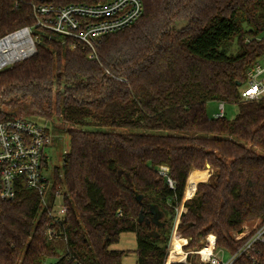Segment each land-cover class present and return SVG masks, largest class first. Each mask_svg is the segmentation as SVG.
Returning a JSON list of instances; mask_svg holds the SVG:
<instances>
[{"label": "trees", "instance_id": "16d2710c", "mask_svg": "<svg viewBox=\"0 0 264 264\" xmlns=\"http://www.w3.org/2000/svg\"><path fill=\"white\" fill-rule=\"evenodd\" d=\"M142 2V17L104 37L96 60L44 30L33 57L0 71V121L30 108L70 126L134 131L69 130L63 171L54 172L68 208V244L47 240L39 195L26 190L0 204V264L60 257L56 264H122L126 252L110 247L123 233L136 234L138 264H171L182 206L177 231L189 241L186 251L214 234L219 248L234 253L242 246L234 234L264 223V100L240 94L264 56L257 39L264 0ZM34 24L28 3L0 0V38ZM214 101L237 104L239 114L210 117ZM207 169L214 173L205 182ZM192 171L195 195L184 202ZM150 205L162 211L163 227L151 223ZM188 264L199 263L189 255Z\"/></svg>", "mask_w": 264, "mask_h": 264}, {"label": "built area", "instance_id": "2783aa9c", "mask_svg": "<svg viewBox=\"0 0 264 264\" xmlns=\"http://www.w3.org/2000/svg\"><path fill=\"white\" fill-rule=\"evenodd\" d=\"M16 6L28 3L35 24L24 27L0 38V71L25 61L37 53L40 31L47 30L69 41L71 49L83 48L91 60L98 59L104 37L118 33L135 24L144 13L142 0H13ZM37 31V33L34 32ZM264 41V33L257 38ZM31 42L34 52L29 57L11 61L10 56L22 53ZM9 66V67H8ZM242 101L264 100V56L251 68L247 83L240 92ZM225 116V106H219L215 118ZM53 136L47 127L16 115L0 121V204L17 199L24 191L33 190L39 195L40 211L47 217L45 236L50 242L68 244L66 217L68 208L65 194L55 180L48 177L49 151ZM168 169L163 167L162 172ZM172 185V182L170 181ZM191 197H185L192 199ZM176 223L174 233L178 232ZM255 228L243 227L234 234L242 246L234 253L217 246V236L209 234L195 249L186 252L196 255L199 264H235L247 257L254 262L264 259V223ZM184 245L182 246L183 249ZM171 249V247H170ZM184 250V249H183ZM170 253V250H169ZM61 260L57 258V262ZM52 264L54 260H50ZM81 264V263H74ZM180 264V263H173Z\"/></svg>", "mask_w": 264, "mask_h": 264}, {"label": "rangeland", "instance_id": "374dc122", "mask_svg": "<svg viewBox=\"0 0 264 264\" xmlns=\"http://www.w3.org/2000/svg\"><path fill=\"white\" fill-rule=\"evenodd\" d=\"M34 32L37 33V31H35V30H34ZM236 44H237L236 41H234L230 45V49H229L230 53L235 54L238 51V47H237ZM221 104L222 103L217 102V101L208 103L207 109H208V113H209L210 117H215V115L217 113H219V106ZM224 106H225V117L228 120L235 119L236 116L239 114L238 105L234 104V103H224ZM17 114H18L19 117H22V118H24L26 120L35 122V123H37V124H39L41 126L47 127L49 129V131L51 132V134L53 136V143H52V147H51V149L49 151L50 159H51V161L49 163V171H48V174H47L49 178H53L55 170L58 169L60 171V173H62V171H63L65 154L67 152H69V149H70V138H69V134H68L69 130H71V129L80 130V129H84L85 128V129H88V130L117 132V133L134 132V131L128 130V129L105 128V127H99V126H90V127L70 126V125H67L63 121V119H60L55 114L53 115L52 119L48 120V119H45V118L37 115L30 108L26 109V111H19ZM208 172H209L208 173V177L205 180V182L212 181L211 175L214 172L211 169H209ZM191 175H193V174L191 173ZM190 181H191V183H190ZM188 185H189V190H190L189 197H191L193 195V193H194L193 189L197 185V180L195 179V176H192V180H191V178L188 179L185 194H186V192L188 190ZM185 199L186 198L184 197V200ZM181 208L179 209L178 216H181V214H180ZM177 220H178V218H177ZM248 225H249L250 228H252V226H254V225L255 226L253 228L258 226L255 223H250ZM174 229H175V227H174ZM173 234H175L174 230H173V233H172L171 240L175 238V237H173ZM176 234H177L178 238L186 240L189 243L188 239L183 237L180 233H179L180 236L178 235V232H176ZM186 246H188V244H186ZM170 247H171V242H170ZM135 248H136V237H135V234L126 233V234H123V235L120 236L119 242L117 244L112 245L110 247V250H112V251H115V250H135ZM184 251L187 252L186 250H184ZM182 253L183 252H181L180 254H182ZM171 256L173 257L174 262H177L175 257H177V259H179L178 254H171ZM55 260H57V259H55ZM55 260H54L53 263L57 262ZM136 260H137V258H136V256L134 254H129V256L124 258L122 264H136Z\"/></svg>", "mask_w": 264, "mask_h": 264}, {"label": "bare ground", "instance_id": "6f19581e", "mask_svg": "<svg viewBox=\"0 0 264 264\" xmlns=\"http://www.w3.org/2000/svg\"><path fill=\"white\" fill-rule=\"evenodd\" d=\"M33 52H34L33 45L31 44V42H29L27 45V48L22 53H18V54H14V55L10 56V60L16 61L20 58L29 57L30 55H32ZM192 174L194 175V171L192 172ZM189 178H191V180H192V175H190ZM190 183H191V181H190ZM189 193H190V190L188 192H186V197H189ZM173 237H175V238L171 240V249H170L169 255L170 254H178L179 259H177V257H175L177 262H172L171 264L183 263L186 259V252L182 249V246H183L185 240L178 238L176 232H175V234H173ZM181 252H183V253L180 254ZM166 264H167V262H166Z\"/></svg>", "mask_w": 264, "mask_h": 264}, {"label": "water", "instance_id": "95a60500", "mask_svg": "<svg viewBox=\"0 0 264 264\" xmlns=\"http://www.w3.org/2000/svg\"><path fill=\"white\" fill-rule=\"evenodd\" d=\"M13 115L16 116V115H18V114H17L16 112H14ZM138 200L141 201V200H142V197L139 196V197H138ZM149 208H150V211H151V214H152L151 223H152L153 225H155L156 227H158V228L163 227L164 224H163L162 221H161L162 218H163V213H162V211H161V210L159 209V207L156 206V205H150ZM140 222H143V213H141V215H140ZM150 235H151L152 237H154V238L159 237V234H158L156 231L151 232ZM195 259H196V255H192V257H191L192 262H194ZM180 264H185V263H180Z\"/></svg>", "mask_w": 264, "mask_h": 264}, {"label": "crops", "instance_id": "0c3cea01", "mask_svg": "<svg viewBox=\"0 0 264 264\" xmlns=\"http://www.w3.org/2000/svg\"><path fill=\"white\" fill-rule=\"evenodd\" d=\"M217 115V114H216ZM196 171V170H195ZM199 172H201V171H199ZM192 176H194V175H192ZM196 187V186H195ZM194 187V188H195ZM194 190V189H193ZM189 191V185H188V190H187V192ZM186 198V197H185ZM187 200H189V199H185L184 200V202L185 201H187ZM183 210H184V207L182 206V208H181V211H180V214H182V212H183ZM180 216H178V220L176 221V223H178L179 224V218ZM123 234H126V233H123ZM122 234V235H123ZM134 234V233H133ZM178 235L180 236V234L178 233ZM135 237H136V234H135ZM120 240V239H119ZM186 244H188V242L185 240V242H184V246H186ZM136 249H137V237H136V248H135V250H115V251H125L126 252V254H125V256L123 257V259H122V263H123V260H124V258H126L127 256H129V254H134L135 256H136V258H137V260H136V264H138L137 262H138V257H137V254L135 253V251H136Z\"/></svg>", "mask_w": 264, "mask_h": 264}]
</instances>
